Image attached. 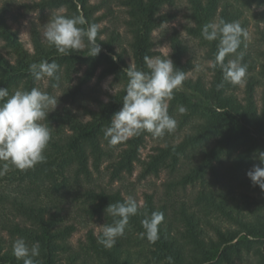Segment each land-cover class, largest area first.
Returning a JSON list of instances; mask_svg holds the SVG:
<instances>
[{
	"label": "trees",
	"instance_id": "obj_1",
	"mask_svg": "<svg viewBox=\"0 0 264 264\" xmlns=\"http://www.w3.org/2000/svg\"><path fill=\"white\" fill-rule=\"evenodd\" d=\"M185 1L184 33L173 27L168 35L169 58L185 74L182 87L168 101V114L177 121L178 128L189 124V129L179 140L165 138L147 158L141 157V149L147 138L153 137L150 133L110 146L104 132L113 114L123 106L127 69L148 72L145 57L159 54L154 31L175 18L176 12L163 9L176 5L177 0H120L126 14L123 23L129 36L131 63L127 61V51L117 49L119 33L112 30L101 38L99 27L96 41L101 52L96 57L87 56V48L67 56L58 53L43 41L35 24L30 33L31 52L20 40L18 30L8 24L6 9L0 7V40L7 48V55L0 54V87L7 88L10 95L36 88L38 81L29 66L42 61L59 65V81L63 76L69 78L76 66L84 67L69 91L72 98L83 93L97 71L98 80L112 76V81L120 84L107 100L96 99L95 107L86 105L81 113L70 107L56 109L43 121L52 133L44 153L46 161L25 171L12 170L23 190L18 191L19 195L0 193V227L11 235L8 246L0 238V264H23L12 253L14 236L23 238L29 247L39 242L37 264H78L80 260L85 264L86 252L100 264H136L142 256L154 264H169L168 257L172 258L171 264H235L236 258L251 252V264H264V191L247 177V172L260 164L259 152H264V90L261 105L256 99V86L264 78V29H258L261 44L256 59L246 51V39L241 38L237 52L243 53L242 63L247 66L241 97L236 93L240 85L225 81L219 67H209L207 82L188 77L193 64L187 57L189 39H193L202 47L206 59L213 61L219 41L205 40L201 35L203 27L224 20L239 22L245 29L242 8L250 7L256 8L253 15L257 24L264 23V0ZM27 6L38 11L66 7L65 12L55 16L82 15L86 23L79 27L84 29L98 25L104 16L96 15L100 7L90 0H38ZM233 58L235 54H230L224 62ZM255 68L259 76L253 74ZM59 81L49 80V84L57 86ZM181 106L186 109L184 113L178 111ZM103 162H107L110 183L132 174L139 165V179L158 176L163 170L176 176L165 183L167 190L196 184L200 188L190 203L175 198L167 203L156 200L153 193H144L142 203L133 197L138 214L130 217L124 236L117 238L115 246L104 247L98 242L102 232L95 235L89 230L84 243L86 252L77 251L70 243L77 229L75 223L68 222L70 211L110 225L113 217L106 214V208L131 196L119 188L93 184V171L100 172ZM156 211L162 212L164 219L159 225V239L150 243L141 236V222ZM223 221L235 227L223 226Z\"/></svg>",
	"mask_w": 264,
	"mask_h": 264
},
{
	"label": "clouds",
	"instance_id": "obj_2",
	"mask_svg": "<svg viewBox=\"0 0 264 264\" xmlns=\"http://www.w3.org/2000/svg\"><path fill=\"white\" fill-rule=\"evenodd\" d=\"M85 23L82 15L71 18L57 15L44 25L43 36L48 45L54 46L62 55L67 56L87 47V56L96 57L101 52V46L96 41L98 25L91 24L87 29L79 27ZM201 35L207 41H219L210 67H219L228 83L243 86L247 66L242 63L243 53L237 50L241 46V38H247V31L239 22L220 20L206 24ZM230 54H235V58L225 63V57ZM145 63L148 72L134 68L126 71L128 82L123 106L113 114L104 132L110 146H116L144 132L155 138L163 137L176 128L177 121L168 114V101L173 98L174 91L182 87L185 74L176 69L170 58L146 56ZM29 70L37 81L44 78L52 81L60 79L57 74L59 65L55 62L33 63ZM57 105V97L35 87L31 91L17 90L12 95L7 88L0 87V162H3L0 175L6 174L10 166L25 171L46 161L44 153L52 133L42 121L48 118ZM178 111L184 113L186 109L181 106ZM257 159L260 164L254 165L247 172V177L253 185H258L264 191V166H261L264 165V152H259ZM105 211L113 217V223L103 226L98 242L106 248H112L117 238L124 236L130 217L138 214V203L129 196L122 203H111ZM163 219L164 215L159 211L153 212L150 217L146 216L141 222L144 229L141 236L155 243L159 239V225ZM12 253L23 264H37L35 258L40 256L39 242L29 247L23 238H18L13 242ZM167 259L171 264L172 258Z\"/></svg>",
	"mask_w": 264,
	"mask_h": 264
},
{
	"label": "rangeland",
	"instance_id": "obj_3",
	"mask_svg": "<svg viewBox=\"0 0 264 264\" xmlns=\"http://www.w3.org/2000/svg\"><path fill=\"white\" fill-rule=\"evenodd\" d=\"M38 0H0V7H4L7 11V21L12 29L18 30L20 40L26 48L33 52V46L31 42V26L35 24L40 30L41 37L44 42H47L43 36L44 25L50 21L56 14L66 11V7H60L56 9H47L44 11H38L36 9L29 8L27 5L31 4ZM91 3H97L99 5V10L96 12V15H104L102 20L99 22L98 27L102 30L101 38L107 37V35L115 30L119 33V39L117 42V49L124 48L127 51V61L131 63V59L128 56L130 53L128 47L129 36L125 30V25L123 19L126 17L125 10L120 3V0H90ZM186 1L177 0L176 5L166 6L163 11L176 12V16L173 20L164 23L160 28L154 31V37L157 40L156 49L159 51V54L153 58H169L170 54V45L168 40V35L173 27H176L184 33L182 29V24L187 22L186 13ZM235 6H238L235 4ZM243 18L246 20L245 30L248 35L246 38V51H248L253 58L256 59V50L261 44L259 40L258 29H264V23H258L254 17L255 7L242 8ZM85 45H87V42ZM190 49L187 54V57L192 61L193 68L188 72V77L196 79L200 77L202 81L207 82L210 79V61L206 59L205 53L202 47L199 46L196 40L189 39ZM4 42L0 40V54L7 55V48L4 46ZM85 47L84 49H86ZM259 62V61H257ZM84 67L79 66L73 70L69 78L63 76V78L58 82L59 84L55 87H51L49 84V79L44 78L37 82L36 88L41 91L47 92L48 94L58 98V105L56 109L62 111L64 107H70L72 111L81 113L84 109V106L95 107L96 99L107 100L108 94L116 91L120 86L119 83H114L112 81V76L105 77L103 79H97L98 71L95 76L87 83L83 88V93L77 95L75 98L70 96L69 91L72 90L78 80L79 75L83 72ZM253 74L259 76L258 70L255 68ZM244 87L240 86L237 90V95L242 96V89ZM264 90V78L261 77V84L256 86V99L258 104L261 105V95ZM55 109V110H56ZM42 123H44L42 121ZM189 124L183 125V127L176 128L171 133H166L163 137L155 138L148 137L144 147L141 149V157L147 158L149 153L152 152V148L158 143H163L165 138L169 140H179L184 132L188 130ZM3 162H0L2 165ZM107 162H103L100 166V172L93 171L92 181L94 185L104 186L109 189L119 188L125 195H131L137 199L140 203L144 200V193H153L155 199H161L163 201L170 202L173 198L186 200L189 203L191 202V197L195 195L197 190L200 188L198 184L188 185L185 189L181 186H177L176 189L167 190L165 183L169 180L175 179L176 176H170L167 171H161L158 176H147L145 179H139L138 173L140 171V166L136 165L135 170L130 175H124L121 180H116L112 183L109 182L108 169L106 168ZM11 168L4 174L0 175V193L12 195H19L18 191L23 192L20 188V182L13 175ZM177 175V173L175 174ZM71 215L68 216V222L76 224V231L70 238V243L75 250H81L86 252V243L87 238L86 234L89 230H92L95 235L102 232L104 226L103 222L100 219L93 218L88 219L83 216H79L73 210L70 211ZM13 218L12 215H10ZM19 220V218H16ZM223 226L235 227L234 223L227 221L222 222ZM210 233L212 229L207 227ZM15 240L18 239V236H14ZM0 238L5 239L3 244L8 246L11 241V235L7 230H2L0 227ZM14 240V241H15ZM13 241V242H14ZM83 252V253H85ZM146 252H143V255ZM84 255L86 259L85 264H100L97 259L90 258L87 252ZM254 261L253 254L244 253L242 258H236L235 264H251ZM82 263L81 260L78 264ZM136 264H154L149 259L144 258V256L137 259Z\"/></svg>",
	"mask_w": 264,
	"mask_h": 264
}]
</instances>
